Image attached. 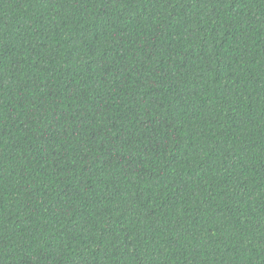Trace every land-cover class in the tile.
I'll list each match as a JSON object with an SVG mask.
<instances>
[{"label":"trees","instance_id":"1","mask_svg":"<svg viewBox=\"0 0 264 264\" xmlns=\"http://www.w3.org/2000/svg\"><path fill=\"white\" fill-rule=\"evenodd\" d=\"M0 264H264V0H0Z\"/></svg>","mask_w":264,"mask_h":264}]
</instances>
